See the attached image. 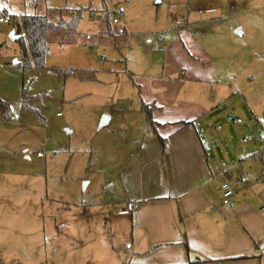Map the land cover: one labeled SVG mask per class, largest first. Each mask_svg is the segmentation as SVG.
Here are the masks:
<instances>
[{"label": "rangeland", "instance_id": "1", "mask_svg": "<svg viewBox=\"0 0 264 264\" xmlns=\"http://www.w3.org/2000/svg\"><path fill=\"white\" fill-rule=\"evenodd\" d=\"M156 1L41 0L34 6L33 0H0V12L46 15L52 22L81 10L74 44H51L43 70L15 63L19 45L8 39L12 23L0 26V176L7 183L19 176L14 181L18 185L6 187V194L19 192L23 217L24 195L34 192L36 177L38 194L45 198L40 219L63 224L71 248L79 247L85 238L76 234H83L119 261L130 252L122 238L130 213L118 217L127 201L118 174L146 128L138 77L160 75L165 56L158 48L184 19L200 24L196 27L204 36L198 42L217 68L214 85L197 87L209 111L200 130L208 127L215 153L227 151L228 156H220L236 167L229 176L239 169L264 171L263 128L246 100L255 86L231 95L222 84L244 87L246 78L264 71V0ZM119 8L121 25H114ZM121 26L124 34L119 33ZM101 34L111 44L94 43ZM90 35L95 37L86 39ZM69 69L72 74L58 73ZM6 112L11 114L8 120L2 116ZM102 117L108 121L98 129ZM241 151L245 157L240 158ZM4 202L8 213L10 200Z\"/></svg>", "mask_w": 264, "mask_h": 264}, {"label": "crops", "instance_id": "2", "mask_svg": "<svg viewBox=\"0 0 264 264\" xmlns=\"http://www.w3.org/2000/svg\"><path fill=\"white\" fill-rule=\"evenodd\" d=\"M186 20L158 48L165 56L160 75L144 73L137 81V98L145 113L146 128L130 147L125 168H120L118 174L127 194L125 205L131 203L134 207L122 236L130 252L119 261L117 256L103 253L100 244L83 234H76L85 238L79 247L71 248L63 224L48 225L40 219L39 207H44L45 198L38 194L36 177L34 192L24 195L26 212L22 217L19 192L11 197L6 194V187L18 185L14 181H19V176H11L8 183L6 176H0V264H264V171L251 174L239 169L229 176L236 167L230 161L224 163L220 156H228L227 151L215 153L208 127L200 130L199 124L209 111L207 98L197 93V87L214 85L217 68L208 49L198 42L204 36L196 27L200 24ZM101 35L94 43L111 44L106 34ZM261 72L260 76L246 78L244 87L242 83L222 84L231 95L255 86L246 100L264 132V71ZM143 106L150 110L156 134L146 121ZM181 121L190 124L180 127ZM221 180H242L234 189L232 207L222 202ZM5 198L10 200L8 213L4 212ZM128 215L119 212L118 217Z\"/></svg>", "mask_w": 264, "mask_h": 264}, {"label": "trees", "instance_id": "3", "mask_svg": "<svg viewBox=\"0 0 264 264\" xmlns=\"http://www.w3.org/2000/svg\"><path fill=\"white\" fill-rule=\"evenodd\" d=\"M40 1L33 0V5L36 6ZM5 16L9 17L12 29L17 34L22 35L16 41L19 45V56L17 58L19 65L24 69L34 68L36 70H43L45 69L44 61L50 53L51 44L54 42L62 45L74 43L73 40L77 36V24L81 18V10L73 9L68 11L67 16L59 19L57 22L48 20L46 15L33 14L17 17L9 15L6 11H1L0 18ZM58 73L65 76V73L72 74L73 72L69 69ZM1 106H3L2 103H0ZM144 108L147 116L146 121L151 126L153 133L156 134V125L151 120L150 110L147 107ZM2 116L8 120L11 114L6 112ZM188 124L190 122L181 121L178 123L180 127H185ZM159 141L163 144L164 140L159 138ZM260 155H264V151Z\"/></svg>", "mask_w": 264, "mask_h": 264}, {"label": "built area", "instance_id": "4", "mask_svg": "<svg viewBox=\"0 0 264 264\" xmlns=\"http://www.w3.org/2000/svg\"><path fill=\"white\" fill-rule=\"evenodd\" d=\"M104 14L106 15V12H104ZM115 16L112 19V24L117 25L120 24L121 25V21H120V16L123 14V9L119 8L118 10H116L114 12ZM90 18H93V15L90 14ZM10 23V19L9 17L5 16V17H1L0 18V26L1 25H6ZM119 33L120 34H124L125 31L121 28L119 29ZM37 157L42 158V154L41 153H37ZM242 184V180H237L233 183L228 182L227 180H222L219 184V189L222 192V202L225 206L227 207H232V200L234 197V189L236 187H238L239 185ZM133 205L131 203H128L126 205V208L124 211L120 212V214H127L133 211Z\"/></svg>", "mask_w": 264, "mask_h": 264}, {"label": "water", "instance_id": "5", "mask_svg": "<svg viewBox=\"0 0 264 264\" xmlns=\"http://www.w3.org/2000/svg\"><path fill=\"white\" fill-rule=\"evenodd\" d=\"M160 0H157L156 3H159ZM237 34H241V32L238 30L236 32ZM22 37V35H16L14 30H11L8 35V39L10 41H17ZM16 62V61H15ZM108 119L106 117H102L98 126V129H100L102 126H104L107 123Z\"/></svg>", "mask_w": 264, "mask_h": 264}]
</instances>
